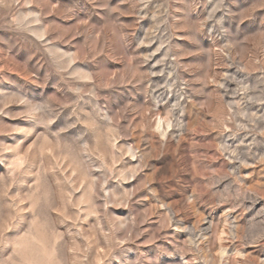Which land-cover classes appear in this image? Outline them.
Returning a JSON list of instances; mask_svg holds the SVG:
<instances>
[{
	"label": "clouds",
	"instance_id": "9594fccd",
	"mask_svg": "<svg viewBox=\"0 0 264 264\" xmlns=\"http://www.w3.org/2000/svg\"><path fill=\"white\" fill-rule=\"evenodd\" d=\"M0 264H264V0H0Z\"/></svg>",
	"mask_w": 264,
	"mask_h": 264
}]
</instances>
